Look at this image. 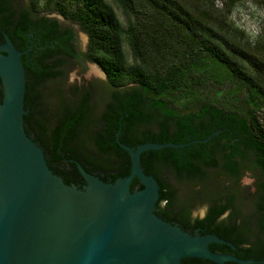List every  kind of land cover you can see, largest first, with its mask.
<instances>
[{
	"label": "trees",
	"instance_id": "16d2710c",
	"mask_svg": "<svg viewBox=\"0 0 264 264\" xmlns=\"http://www.w3.org/2000/svg\"><path fill=\"white\" fill-rule=\"evenodd\" d=\"M237 1L229 0L219 11L208 0H115L125 24L105 0L57 5L65 18L88 35L85 56L104 70L112 86L97 118L93 82L62 84L68 60L80 56L70 28H61L55 19L34 16L19 0H0V43L7 34L19 50H26L33 36L37 38L22 58L29 112L24 115V126L40 140L50 168L62 177L69 175V169L78 173L76 161L109 181L127 176L131 158L115 142L119 129L120 141L133 148L145 142H184L187 133L202 137L219 130L238 134L236 151L213 160L205 150L200 158L204 166L188 174L202 180V188L185 182L189 169L181 153L186 148L145 151L141 164L160 185L159 215L183 221L181 187H196L202 199L215 197L208 217L196 223L214 225L211 230L226 241L221 246L234 245L238 256L264 260V214L243 215L241 203L217 171L233 175L237 158H247L250 147L251 162L264 165V120L259 119L264 114V49L250 48V40L241 38L243 32L230 25L228 16ZM54 83L61 86V92L52 102L46 89ZM129 84L133 86L122 87ZM64 157L74 159L73 164H66ZM211 185L215 187L212 193ZM136 186L142 188L134 179L131 189ZM163 199L168 201L161 206ZM228 207L233 210L232 223L215 224V217ZM219 246L218 242L210 245L216 250ZM182 260V264H217L197 257Z\"/></svg>",
	"mask_w": 264,
	"mask_h": 264
},
{
	"label": "water",
	"instance_id": "95a60500",
	"mask_svg": "<svg viewBox=\"0 0 264 264\" xmlns=\"http://www.w3.org/2000/svg\"><path fill=\"white\" fill-rule=\"evenodd\" d=\"M4 39L0 44V264H180L187 257L217 264L255 262L213 252L209 243L226 241L214 234H190L155 213L160 185L145 172L141 154L188 143L145 142L133 148L120 141L119 129L115 142L130 155V173L106 182L76 161L85 185L66 183L50 168L44 148L24 126L28 111L22 56L32 44L19 50L7 34ZM134 179L142 188L131 189Z\"/></svg>",
	"mask_w": 264,
	"mask_h": 264
},
{
	"label": "flooded vegetation",
	"instance_id": "af4514ba",
	"mask_svg": "<svg viewBox=\"0 0 264 264\" xmlns=\"http://www.w3.org/2000/svg\"><path fill=\"white\" fill-rule=\"evenodd\" d=\"M59 23V22H58ZM60 25V24H59ZM61 26V25H60ZM61 28H67V27H62ZM72 30V29H71ZM73 31V30H72ZM32 34V33H31ZM35 40H31L30 46L35 45L36 37L33 36ZM75 33H74V45H75ZM3 43V42H1ZM0 43V44H1ZM76 47V45H75ZM77 49V48H76ZM78 51V50H77ZM87 51V50H86ZM79 52V51H78ZM86 53V52H85ZM28 54V53H27ZM25 54L26 56H28ZM81 57V53L79 52ZM23 55V56H25ZM22 56V58H23ZM86 57V56H85ZM79 58H74V59H79ZM72 59V60H74ZM69 61V60H68ZM88 84V83H87ZM86 85V84H83ZM81 86V85H80ZM28 111V109H27ZM29 112H27L28 114ZM216 132V131H215ZM214 133V132H213ZM213 133L208 134L205 137H202L200 133H187L185 135V141L184 142H179V143H188V145L181 147V148H176V149H183L186 148L184 151H182V160L185 162V165L187 166V169H189V172L185 174V178L187 183L194 184L198 188H202V180L199 179L198 177L193 178L188 174H195L197 173L198 170L201 169L202 166H204L203 162H200V158L203 157V153L205 150H208L210 153L211 157L213 156V160L218 159L222 160L223 156L222 153L225 152H231V151H236V145L239 142L240 143V137L238 134L234 132H228L225 133L224 131L219 130L218 134L211 136ZM249 133H246V136H249ZM30 136L38 143L41 145L40 140L36 137V135L32 132H30ZM211 136V138L208 141H200L203 139L208 138ZM248 139V137H247ZM174 143V142H173ZM42 146V145H41ZM43 147V146H42ZM242 147V145H240ZM44 148V147H43ZM164 149V148H163ZM45 150V149H44ZM253 148L250 147V150L247 151L248 157L242 159L240 157L237 158L239 161L235 173L232 175L229 174V172L223 170V169H218V174L221 176H224L226 179L225 184L230 186V192L235 194V199L239 202L240 210L241 212H244L243 215H248L249 213H255L256 215H262L264 214V186H263V181H264V165H256L251 162V154H252ZM64 162L66 164H73L74 159H71L69 157H64ZM221 166L222 161L220 162ZM73 168V167H72ZM212 168V167H211ZM74 169L78 171V173L73 172L70 170L69 175L62 177L64 181H67L66 183L70 184H76L80 187L85 185V180L83 176L81 175L77 165L75 164ZM98 176L100 179L106 182H111L109 180H106L104 175H100L97 173V171L91 172ZM77 174V175H76ZM248 176L251 180V182L246 185H244V177ZM191 180H188V179ZM223 178V177H221ZM224 179V178H223ZM191 181V182H189ZM189 185V184H187ZM190 186V185H189ZM196 187L188 188L186 185L181 187L180 190V202H182L183 210L182 213L184 215L183 221L178 220V218H172V219H165L161 215H159L156 210H157V204L155 208V213L160 216L162 219L179 226L182 228L184 231H187L190 234H201V235H207V234H216L213 230H211V227L214 225L210 224L207 222V224L204 225H199L196 222L201 221L208 217V215L211 212V207L213 206V197L214 196H209L211 197L210 200H204L203 195H200L198 193V190L195 189ZM213 185H211V193L214 192ZM160 192V190H159ZM210 192V191H209ZM161 196V193H160ZM178 198V199H179ZM215 198V197H214ZM160 199V198H159ZM159 201V200H158ZM167 199H163L161 201V206H164L165 203L167 202ZM158 203V202H157ZM222 208V207H221ZM214 210V209H213ZM233 210L228 207L224 208L220 214H218L214 222L215 224H230L232 223L233 220L230 219V216L232 215ZM231 221V222H230ZM186 222V223H183ZM257 232H261L260 229L257 228ZM213 243H209L208 248L213 252L216 253H221V254H232L240 259H252L255 262L252 264H260V261H264L262 259H255L253 257H243V256H238V251L236 250V247L234 245H230L231 247H225L221 246L223 243H220L219 249L216 250L215 248H211L210 245ZM182 261L180 264H182ZM228 264H237L235 262H227Z\"/></svg>",
	"mask_w": 264,
	"mask_h": 264
},
{
	"label": "rangeland",
	"instance_id": "374dc122",
	"mask_svg": "<svg viewBox=\"0 0 264 264\" xmlns=\"http://www.w3.org/2000/svg\"><path fill=\"white\" fill-rule=\"evenodd\" d=\"M68 1L70 0H19L22 5L32 10L34 16H45L50 19H55L62 27L70 28L75 33V45L77 50L81 53V57L67 62L65 65L66 74L63 78L64 80L62 81V84L63 87H66L93 82V112L95 118H97L103 103L107 100L108 89H112V86L108 83L104 70L97 63L90 61L85 57L88 45V35L82 30L79 24L65 18L56 9L57 5H69ZM105 1L115 7L119 19L125 24L126 19L124 14L117 7L115 0ZM208 1L214 3L215 8L219 11H223L225 4L228 3L229 0ZM228 18L231 26L238 28L243 32L244 35H242L241 38L250 40V48L253 46H261L264 49V0H238L229 13ZM262 54L264 55V52H262ZM127 86L131 87L133 84L122 87L126 88ZM60 92L61 86L59 84H50L46 89V97L53 102L55 101V98L59 96ZM259 119L260 121L264 120L263 112L259 114ZM248 182H251L250 178L248 176L244 177V185L248 184ZM213 188L215 187L213 186Z\"/></svg>",
	"mask_w": 264,
	"mask_h": 264
}]
</instances>
